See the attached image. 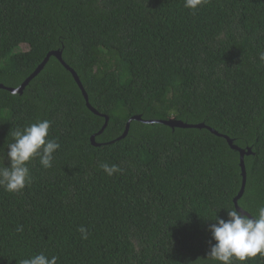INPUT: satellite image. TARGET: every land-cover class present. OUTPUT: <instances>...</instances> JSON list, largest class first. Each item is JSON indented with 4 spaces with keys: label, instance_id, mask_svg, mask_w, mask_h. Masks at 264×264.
Listing matches in <instances>:
<instances>
[{
    "label": "trees",
    "instance_id": "16d2710c",
    "mask_svg": "<svg viewBox=\"0 0 264 264\" xmlns=\"http://www.w3.org/2000/svg\"><path fill=\"white\" fill-rule=\"evenodd\" d=\"M54 50L97 113L55 56L21 93L0 88L5 166L17 128L48 120L60 145L51 168L28 163L20 193L0 187V264L41 252L56 264H216L209 225L242 183L225 136L250 149L238 207H264V0L196 12L184 0H0V84L18 87Z\"/></svg>",
    "mask_w": 264,
    "mask_h": 264
},
{
    "label": "clouds",
    "instance_id": "9594fccd",
    "mask_svg": "<svg viewBox=\"0 0 264 264\" xmlns=\"http://www.w3.org/2000/svg\"><path fill=\"white\" fill-rule=\"evenodd\" d=\"M208 3V0H184V7L196 12ZM264 61V52L260 54ZM76 72V71H75ZM50 121L40 120L13 132V141L6 146V157L9 165L5 166L4 148L0 147V187L9 193H20L32 177L28 163L34 158L44 169L53 166V154L60 145L55 139H49ZM100 134V133H99ZM96 143V142H95ZM98 144V143H97ZM103 171L111 176L121 171L116 165H101ZM214 223L209 225L211 238L207 258L216 264H245L254 258L264 259V207H260L258 215L249 216L241 210L227 211V219L215 216ZM82 239H87V231L79 228ZM57 257H47L43 252L30 258L22 259L20 264H56Z\"/></svg>",
    "mask_w": 264,
    "mask_h": 264
},
{
    "label": "water",
    "instance_id": "95a60500",
    "mask_svg": "<svg viewBox=\"0 0 264 264\" xmlns=\"http://www.w3.org/2000/svg\"><path fill=\"white\" fill-rule=\"evenodd\" d=\"M50 56H55L61 62V64L70 72V74L74 78L75 82L77 83L78 87L81 89V92L83 94V97H84V99L86 101V106L88 107L89 110L93 111L94 113H97V111L89 104V102H88V96H87L86 91L84 90V88H83V86H82V84H81V82L79 80V77H78L77 73L74 71V69H72L68 64H66L64 62V60L62 59V52L59 51V50H54V51H50L49 53H47V55L45 56V58L43 59V61L36 67V69L26 79H24V81L18 87H16V88H13V87H5L2 84H0V88L7 89L11 93H21L23 91L24 87L28 84V82L33 77H35L42 70V68L47 63V61L50 58ZM132 119H138L139 120L140 117L139 116H133ZM147 122H153V120L152 121H147ZM162 123L167 124V125H169L172 128H174V127H183V128H202V127H205V125L203 123H199V124H188V123H184L182 121H178V120H174V119L165 120V121H162ZM105 124L103 125V128L106 126ZM128 127H129V121L126 124L125 129H124V132H123V134H122L121 137H124L125 136V134L128 131ZM210 131L212 133H215V134L219 135L213 129H210ZM101 132H102V129L97 134H99ZM94 138H95V135H92L91 138H90V140H91L92 144L96 146L98 144L94 142ZM225 139L227 140L228 144L233 149L238 150V152L240 154V156H239V158H240L239 159V161H240L239 166H240V169H241L242 183H241V188H240V190L238 192V195L233 200L234 206H235V209L237 208L238 211L241 210L246 215H249L246 211H244V210H242L241 208L238 207L237 200H238V198L241 197V195H242V193L244 191L245 183H246V172H245L244 159H243V157H244V155L250 153V149H248L247 151H245V150L237 147L236 145H233L232 144V139L228 138L227 136H225Z\"/></svg>",
    "mask_w": 264,
    "mask_h": 264
},
{
    "label": "rangeland",
    "instance_id": "374dc122",
    "mask_svg": "<svg viewBox=\"0 0 264 264\" xmlns=\"http://www.w3.org/2000/svg\"><path fill=\"white\" fill-rule=\"evenodd\" d=\"M22 50H26L28 48V46L26 44H22L20 47Z\"/></svg>",
    "mask_w": 264,
    "mask_h": 264
}]
</instances>
